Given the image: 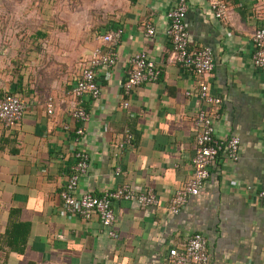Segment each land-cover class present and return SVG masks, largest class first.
Here are the masks:
<instances>
[{"label":"crops","instance_id":"0c3cea01","mask_svg":"<svg viewBox=\"0 0 264 264\" xmlns=\"http://www.w3.org/2000/svg\"><path fill=\"white\" fill-rule=\"evenodd\" d=\"M211 1L186 0L185 25L190 49L208 47L213 53L208 85L221 98L208 107L216 114L214 137L237 136L238 160L221 153L199 193L179 213L170 212L171 196L191 176L194 118L205 107L197 78L178 66L166 35V14L175 0H106L102 8L98 3L100 17L91 19L92 28L86 29L80 16L64 28L82 34L81 61L96 48L107 49L103 34L121 29L116 63L96 71L100 96L74 103L68 95L80 63L74 70L67 64L68 72L61 64V70L31 79L24 72V90L17 92L27 103L23 116L11 128L0 124V264H170L169 249L193 233L207 240L208 264H264V205L258 198L264 188V67L256 68L251 59V35L264 17V1L223 0L225 19L215 17ZM146 21L155 28L149 38ZM139 51L154 61L160 76L126 96L122 84L130 58ZM74 105L90 114L78 144L90 161L74 194L100 196L128 184L159 198L155 207L114 201V237L97 214L84 219L62 208L59 193L77 147V123L69 114ZM126 131L132 142L117 156Z\"/></svg>","mask_w":264,"mask_h":264},{"label":"built area","instance_id":"2783aa9c","mask_svg":"<svg viewBox=\"0 0 264 264\" xmlns=\"http://www.w3.org/2000/svg\"><path fill=\"white\" fill-rule=\"evenodd\" d=\"M264 1V0H263ZM211 8L218 19L227 17V4L223 0H212ZM187 11L186 0H175V5L167 12L169 26L166 35L172 45L173 56L179 67L191 72L198 81L199 98L205 107L198 110L194 118L195 127V152L191 159L192 173L185 186L174 192L169 200V209L173 214L180 212L189 197L197 195L204 186L209 176V166L221 154L232 162L239 158L240 139L237 136L219 140L214 137L215 112L208 107H216L221 103V98L210 93L208 76L214 66L213 53L208 47H189V35L185 25ZM155 33L154 25L150 21L144 23V36L149 38ZM121 39V29L109 31L101 36V42L107 46L105 51L96 48L91 55L80 62L79 74L73 86L68 90V95L76 101L84 96L97 99L100 96V86L96 81V71L100 68L109 69L116 63L117 55L114 47ZM253 51L251 59L256 68L264 67V17L251 35ZM127 77L122 84V92L129 95L135 87L158 80L160 70L155 67L145 51L135 53L129 60ZM48 112L52 111V99L48 98ZM26 100L19 94H5L0 102V124L5 128L15 126L22 118L26 109ZM126 107L128 103L125 101ZM70 116L77 123L75 129L74 151L75 163L71 174L66 180L59 195L62 208L69 215H78L88 219L92 214H97L103 228L108 230V235L115 236V213L112 208L117 200H133L143 207H155L159 198L153 191H139L128 184H122L116 189L107 191L100 196L84 193L76 196L78 182L86 173L90 157L89 154L78 147L79 140L84 135L87 123L90 120L89 112L74 105L69 110ZM132 134L126 131L117 144L119 156L124 148L131 144ZM115 173H120L116 167ZM258 198L264 205V188L259 191ZM210 260L206 238L200 233L191 234L180 247L169 249L168 262L170 264H208Z\"/></svg>","mask_w":264,"mask_h":264},{"label":"rangeland","instance_id":"374dc122","mask_svg":"<svg viewBox=\"0 0 264 264\" xmlns=\"http://www.w3.org/2000/svg\"><path fill=\"white\" fill-rule=\"evenodd\" d=\"M98 3L102 8L106 0H0V102L12 90L13 58L24 63L20 70L28 79L35 74L48 75L55 67L61 70V64L67 72L71 70L67 64L72 70L79 65L82 34L64 27L80 16L83 26L92 28L91 19L100 17Z\"/></svg>","mask_w":264,"mask_h":264},{"label":"trees","instance_id":"16d2710c","mask_svg":"<svg viewBox=\"0 0 264 264\" xmlns=\"http://www.w3.org/2000/svg\"><path fill=\"white\" fill-rule=\"evenodd\" d=\"M23 64L24 63H22V61H20L18 58L12 59V64H11L12 69L10 71V73L12 75V86H11L12 90L6 94H17V92H22L24 90L23 86H24V80L26 79L25 78L26 75L24 74L23 71L20 70V67ZM20 226L23 229V231H26L24 225L20 224Z\"/></svg>","mask_w":264,"mask_h":264}]
</instances>
